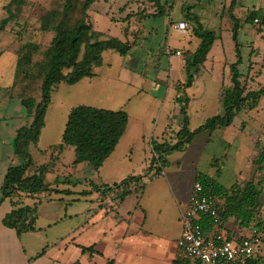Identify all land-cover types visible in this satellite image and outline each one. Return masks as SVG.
<instances>
[{
    "label": "rangeland",
    "instance_id": "1",
    "mask_svg": "<svg viewBox=\"0 0 264 264\" xmlns=\"http://www.w3.org/2000/svg\"><path fill=\"white\" fill-rule=\"evenodd\" d=\"M60 1L14 0L10 5L11 0H0V22L8 13L13 16L4 30L0 31V54L5 52L0 59L1 87L13 81V63L5 62L9 51L18 50L17 45L27 41L39 44L41 50L47 47L52 34L39 31V19L47 10L57 7ZM158 1L161 14L156 16L141 17L140 13L150 11L147 7L153 6L147 0H97L88 10L91 23L96 30L104 33V38L116 37L130 44L136 42V45L126 56L114 51L104 52L102 66L94 68L93 73L118 79V87L114 97L108 98L106 104H94L95 101L90 99L85 106L101 105L108 110H127L133 123L130 122L126 136L98 171H93L84 164L79 175L68 179L70 184L59 187L60 192L45 195L51 196L52 201L48 202L53 205L54 210L62 211L67 204L77 209L79 205L76 199L82 196L90 198L80 202L88 203L95 210L98 207V194L91 190L89 180L95 185L105 184L111 188L128 177L143 176V190L132 192L125 202L128 204L130 201L135 202L138 196H164V199L190 196L198 173L209 174L214 178L219 176L218 182L226 188L234 183H243L253 175L252 162L264 144V97L254 109L246 108L239 113L230 126L196 134L184 150L174 151L167 157V165L160 176L147 179L146 175L154 172V148L164 142L169 145L175 143L171 137L181 128L183 118L180 108L185 98L188 101L186 112L191 131L213 116L223 114L224 109L217 93L220 87L229 85V80L228 68H222L223 64L219 60L222 58L228 65L236 60L235 43L232 40L234 20L230 18L228 11L230 1L176 0V4L182 3L185 7L193 5L192 13L199 18L201 26L214 31L218 36L206 58L216 61L201 67L191 88H182L181 85L186 80L185 65L174 53L168 55L166 49L172 52L179 48L188 49L189 35L178 33L171 27L175 21L188 18L178 5H172L175 0ZM79 2L81 4L83 0ZM252 5L258 8L259 0H245L244 6L237 8L233 16L241 25L237 33L242 57L239 70L249 81L248 89L258 90L264 86V31H258L257 26L244 21L248 9L245 7L252 8ZM78 17L79 9L74 12L72 22ZM128 25L129 31H126L124 27ZM191 27L196 28V24L193 23ZM40 58L41 54L38 53L34 56V61ZM156 79L159 81L155 83ZM28 87L26 96L39 101V82H28ZM74 88V85L62 83L53 92L38 144L40 150H47L60 141L69 110L76 104L78 106L85 103L83 97L72 101ZM20 91L18 87L12 90L0 88V188L3 184L4 165L23 164V160L14 153L13 140L15 130L28 125L31 118L26 116L18 97L14 96ZM164 123L169 128L162 135ZM134 124L135 127H132ZM32 158L40 164L48 160L47 155L37 150L32 152ZM71 159L72 152L68 150L63 154L59 167ZM260 176L262 175H258ZM52 179L49 176L48 182H52ZM66 189L69 192H65ZM2 196L0 189V204L3 203L0 213L10 210L7 201H2ZM62 197L64 199L60 200ZM46 204L49 203H43L39 212L49 217L51 210L44 209ZM260 215L264 217V204ZM225 227L227 231L238 234L232 220Z\"/></svg>",
    "mask_w": 264,
    "mask_h": 264
},
{
    "label": "trees",
    "instance_id": "2",
    "mask_svg": "<svg viewBox=\"0 0 264 264\" xmlns=\"http://www.w3.org/2000/svg\"><path fill=\"white\" fill-rule=\"evenodd\" d=\"M14 0H11V3ZM61 0L55 8L47 10L39 19V31L52 34V38L46 48L41 50L40 45L34 42L19 44L16 53L13 84L9 89L20 88L15 94L26 112L31 118L28 125L16 130L13 140L14 153L23 160L18 166L10 165L5 173L1 186L2 201H10L12 210L5 215L2 224L16 232L19 236L23 233L36 231L38 218V206L23 205V198L40 201V197L48 193H58L59 185H67L68 180L81 171L82 165H87L91 170L98 171L104 162L114 152L124 135L128 125V114L124 110H108L85 105L72 107L68 114L60 141L51 145L47 150L38 147L41 132L45 126V116L51 103V96L60 84L75 85L84 78L94 76L93 69L103 63L105 51H114L121 56L128 55L136 42L129 44L116 37L106 36L94 29L88 15V10L97 0ZM153 2L156 7L155 14L160 15L161 10L158 0ZM236 0H231L228 11L230 18L234 20L232 27V40L235 43V62L228 66L229 86H222L219 93V101L224 112L208 119L201 126L191 131L187 115L188 101L185 98L181 104L180 114L183 121L180 130L171 137L175 143L167 142L158 144L154 148L156 158L153 159V173L146 175L147 179L158 177L167 165V157L174 151H182L193 140L194 136L203 131H213L218 127L230 126L235 117L244 109H254L264 97V86L258 90L248 89L246 76L239 70L242 57L237 43V33L241 28L238 20L233 16ZM79 9V17L72 22L74 12ZM193 6H187L184 12L188 18L196 24L193 35L199 40L196 49L185 56L186 80L182 88H190L201 67L204 65L207 55L211 50L217 34L201 26L199 18L191 14ZM13 19L10 13L0 22V31ZM257 20V23H255ZM245 23L257 26L258 31H264V9L248 12ZM40 53L41 58L34 61V56ZM39 82L40 99L26 96L29 89L28 82ZM249 82V81H248ZM25 91V93L23 92ZM179 97V92L177 93ZM181 97V96H180ZM178 101H180L178 99ZM167 132V131H166ZM164 132V133H166ZM264 133V124H263ZM39 151L47 155L45 163H37L32 158L33 151ZM66 150L72 151V160L62 175L57 176L53 183L48 182V176L55 174L62 154ZM67 169L71 173H67ZM252 177L243 183H234L229 188L218 182L208 174L198 173L195 181L200 182L206 188L211 189L223 200V210L219 215L227 224L232 220L236 229L254 227L260 233H264V217L260 215V209L264 204V148L262 147L251 165ZM67 173V174H66ZM220 173V172H217ZM262 175L258 177V175ZM257 175V176H256ZM62 176V177H61ZM62 179H61V178ZM91 190L95 191L101 199H118L123 202L132 192H141L144 188L142 177H128L120 184L108 187L105 184L95 185L89 180ZM54 187V188H52ZM69 192V189L64 190ZM103 201V200H102ZM202 229L210 231L209 220L202 218ZM235 234L234 232H229ZM264 245V234L262 236ZM92 248H83V251L91 252ZM45 249L39 255H42ZM257 257L248 264H260Z\"/></svg>",
    "mask_w": 264,
    "mask_h": 264
},
{
    "label": "crops",
    "instance_id": "3",
    "mask_svg": "<svg viewBox=\"0 0 264 264\" xmlns=\"http://www.w3.org/2000/svg\"><path fill=\"white\" fill-rule=\"evenodd\" d=\"M129 1L132 2L134 0ZM228 1L231 2V0ZM147 2L149 3V1ZM244 2L245 0H236L234 11L244 6ZM151 3L153 5L152 8L149 6L147 8L153 12H146V10H144L140 13L141 17L142 15L149 16L155 14L154 10L156 11V7L153 2ZM172 5L175 7L178 5L185 17L188 18V14L184 12V4H176L175 0ZM245 8H248L246 9V14L251 10H263L264 0H259L258 8L254 5H252V8L249 6ZM192 12L193 9L191 10V14H193ZM129 15H127V18ZM188 19H181L174 22H185L189 28L188 32L181 33L189 35L188 49H176L182 53V56H177L182 64H184L187 53L193 52L199 43V40L193 36V28L191 27L193 22ZM128 28L129 25L124 27L126 31H129ZM96 31L103 33L99 30ZM192 36L195 38L194 44ZM17 46H19V44ZM262 50L264 52V49ZM16 51L17 49L9 51L8 55L5 57L6 63H13V73L17 58ZM130 52L131 50L129 53ZM4 54L5 52L0 54V59ZM215 61L216 60L213 58L211 61L206 59L204 64L207 66L209 63H214ZM219 62L223 64L222 68H228L229 65L223 61L222 58ZM254 71L255 70H251V72ZM227 77L229 80V69ZM158 81L159 80L156 79L154 82L156 83ZM12 84L13 81L3 85V87L0 86V88H10ZM74 86V100L72 101H76L77 98L83 97V102L85 103L80 105L89 104L90 99L95 101L94 104H106L108 98L114 97L118 87V79H109L94 73L93 77L84 78ZM220 90L221 87L217 93L218 99ZM95 106H97L96 108H104L101 105H94L93 107ZM126 112L128 114L127 110ZM130 122L133 123L130 121L128 115V125L121 141L128 132ZM132 127H135V124ZM168 128V124L164 123L162 135L166 134L164 132H166ZM121 141L119 143H121ZM61 159L60 163L62 162ZM60 163L58 164V168L61 170H58L55 174L49 175L53 177L51 183L54 182L57 176L62 175L61 172L65 170V166H68L71 161L59 167ZM9 166V164H6L2 168L3 179ZM66 171L67 173H71L70 169ZM60 186L61 185H59V187ZM50 197L51 196L40 197V201L30 198L22 199L23 205L33 206L35 203L37 204L38 218L36 220L35 232L23 233L19 236L14 230L2 224L5 215L12 210L10 201L7 199L3 200V202L7 201L10 210L0 213V264H179L177 257V241L180 237L179 220L182 212L187 206L189 196H171L170 199H164V196H138L135 202L130 201L127 204L125 202L128 196L115 208H111L108 204L110 196L106 197V199H101L97 196L98 207L95 210H92L88 203L80 202L87 200L85 198L89 197L82 196V198L76 199L79 208L73 209L67 204V207H64L62 211L53 209V205L48 202V200L52 201ZM59 199L62 200L64 198L62 197ZM45 202L49 204H46L44 209L51 210L49 212V217L39 212L41 205ZM2 204L3 203L0 204V207ZM228 223L229 221L227 224ZM241 230H246V228L239 229L237 232ZM89 247L92 248L91 252L83 251V248ZM43 249H45V252L39 255ZM258 258L261 260L260 264H264V247Z\"/></svg>",
    "mask_w": 264,
    "mask_h": 264
},
{
    "label": "built area",
    "instance_id": "4",
    "mask_svg": "<svg viewBox=\"0 0 264 264\" xmlns=\"http://www.w3.org/2000/svg\"><path fill=\"white\" fill-rule=\"evenodd\" d=\"M257 23V20H255ZM174 31L188 32L185 22L172 23ZM168 55L182 56L179 50ZM264 148V144L262 146ZM118 199L108 201L111 208L118 206ZM223 200L211 189L195 181L187 206L181 214L180 237L177 241L179 264H248L260 256L264 247L262 236L254 227L241 230L238 234L228 233L226 224L220 218ZM205 218L211 224L210 231L202 229L201 220Z\"/></svg>",
    "mask_w": 264,
    "mask_h": 264
}]
</instances>
